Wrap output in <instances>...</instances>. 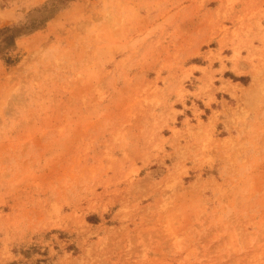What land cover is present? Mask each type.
I'll return each mask as SVG.
<instances>
[{
  "label": "rangeland",
  "instance_id": "374dc122",
  "mask_svg": "<svg viewBox=\"0 0 264 264\" xmlns=\"http://www.w3.org/2000/svg\"><path fill=\"white\" fill-rule=\"evenodd\" d=\"M0 264H264V0H0Z\"/></svg>",
  "mask_w": 264,
  "mask_h": 264
}]
</instances>
